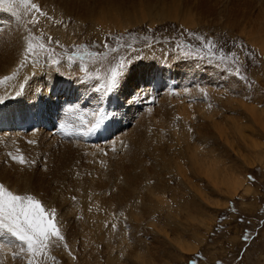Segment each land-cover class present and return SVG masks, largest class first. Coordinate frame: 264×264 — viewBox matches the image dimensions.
I'll list each match as a JSON object with an SVG mask.
<instances>
[{"label":"rangeland","instance_id":"rangeland-1","mask_svg":"<svg viewBox=\"0 0 264 264\" xmlns=\"http://www.w3.org/2000/svg\"><path fill=\"white\" fill-rule=\"evenodd\" d=\"M200 1L0 3L1 19L16 13L20 39L16 67L0 78V109L21 108L33 122L62 113L49 140L14 135L11 122L0 130V184L54 211L65 238H52L35 264H264V122H255L264 119V48L246 39L264 33V0H219L212 12ZM170 13L176 19L162 16ZM110 17L129 25L109 29ZM129 54L120 87L107 89L110 69ZM70 107L86 120L102 109L108 140L89 147ZM21 155L24 164L11 158ZM213 171L239 179L236 194L215 192L204 178ZM8 243L16 242L0 236V264H27Z\"/></svg>","mask_w":264,"mask_h":264},{"label":"snow or ice","instance_id":"snow-or-ice-1","mask_svg":"<svg viewBox=\"0 0 264 264\" xmlns=\"http://www.w3.org/2000/svg\"><path fill=\"white\" fill-rule=\"evenodd\" d=\"M0 3H3V0H0ZM32 8L39 12L35 4H32ZM13 15L15 16L16 13L13 12ZM39 15L43 16L44 13L39 12ZM197 39L201 38L197 37ZM207 46L211 47V41L207 42ZM39 47L43 49L44 45L41 44ZM121 47L130 50V52L135 51L131 44L122 45ZM105 48H110L112 53H119L118 48L111 47L107 43H105ZM26 51L29 55H38L31 44L27 46ZM100 55L106 57L104 53H100ZM48 60H51L52 64L60 63L59 60H53L51 56H48L45 62L47 63ZM131 60V54L127 57H121L115 63V66L110 69V75L107 79V89L111 90L120 87L127 70V65ZM81 71L87 70L81 68ZM237 75H239L238 69ZM4 79L8 80L11 77H5ZM2 102L0 101V103ZM74 114L79 126L84 129L83 132L77 133L80 135H89L96 131L105 122L107 116L102 109L98 108L92 114L93 118L86 120L87 114H76L75 107L66 109L65 115L69 122H71ZM11 158L20 164L26 162L22 155L19 157L12 156ZM55 218L54 211L51 216L47 215L40 201L35 200L32 196L14 195L0 184V236L11 237L16 242L15 244L8 243L7 245L13 248L12 254L14 258L24 253L27 257V264H35L37 256L43 257L47 254L46 249L54 243L52 238H56L57 240L65 239L60 235L59 228L54 222ZM17 248L19 249L18 251L16 250Z\"/></svg>","mask_w":264,"mask_h":264},{"label":"bare ground","instance_id":"bare-ground-1","mask_svg":"<svg viewBox=\"0 0 264 264\" xmlns=\"http://www.w3.org/2000/svg\"><path fill=\"white\" fill-rule=\"evenodd\" d=\"M113 1V0H112ZM258 1V0H257ZM128 2H131L132 3V0H128ZM127 2V3H128ZM219 2V0H201L200 1V9L202 10V8L203 9H206L208 12H212V11H214L213 10V8H214V3H218ZM241 2V1H240ZM135 3H136V1H135ZM133 5H134V3H132ZM145 4V3H144ZM240 4V3H239ZM1 5V4H0ZM138 5V4H137ZM136 5V6H137ZM219 5V4H218ZM230 6V5H229ZM232 6V5H231ZM238 5H236V7H237ZM145 7V6H144ZM218 7V6H217ZM246 7V6H245ZM135 8V7H134ZM147 8V7H146ZM231 7H229V9H230ZM241 8V7H240ZM260 8V7H259ZM259 8H257V9H259ZM7 9V8H6ZM234 9V8H233ZM141 10V9H140ZM235 10H240V9H235ZM235 10H233V11H235ZM242 10V9H241ZM111 11V10H110ZM115 10H113V11H111V13H113ZM203 11V10H202ZM231 11H232V9H231ZM233 11H232V13H233ZM229 12V11H228ZM241 12H243V10L241 11ZM232 13H231V15H232ZM253 13V12H252ZM106 14L107 15H109V12H106ZM165 14V13H164ZM207 14V13H206ZM257 14V13H256ZM106 15V17H108ZM172 14L170 13V15H162L163 17H172L173 19H176V16L175 17H173V16H171ZM228 15H230V14H228ZM230 15V16H231ZM244 15V14H243ZM113 16V15H112ZM245 16V15H244ZM249 16V15H248ZM254 15H251V17H253ZM129 17V16H128ZM128 17H124L125 19H124V21H121V22H115L114 21V19H113V17H110L109 19H106L105 20V18H104V20H105V22L107 23V22H110V27H108L109 29L112 27V26H115L116 28H118L119 30H125V28L129 25V24H126V22L128 21ZM232 17V16H231ZM231 17H229V18H231ZM256 17V16H255ZM3 18H7V20L5 21V20H2ZM250 18V17H249ZM249 18H247L248 20H249ZM2 19L0 18V78H2V76L3 75H5L6 74V72H10L11 70H13L15 67H16V63H15V57H14V50H15V45L16 44H18V45H20V39H19V34L18 33H16V30H15V28H14V21H13V15L11 14H9L8 12H4L3 13V17H2ZM82 18H80V20H81ZM84 19V18H83ZM101 19V18H100ZM241 19V18H240ZM247 19L245 20L246 22H247ZM256 19V18H255ZM9 20V22H7ZM243 20V19H242ZM117 21H119V20H117ZM152 22L154 21V20H151ZM185 21V20H184ZM227 22H229L228 21V18H227V20H226ZM225 21V22H226ZM251 21H253V20H250V23H251ZM255 21V20H254ZM257 21H259V20H256V22ZM101 22V21H100ZM226 22V26H230L229 25V23H227ZM239 22V21H238ZM184 23H187V22H184ZM248 23V22H247ZM247 23H245L246 25H248ZM253 23V22H252ZM258 23V22H257ZM260 23V22H259ZM260 24H262V23H260ZM240 25V24H239ZM254 25V24H253ZM249 26V25H248ZM250 26H252V25H250ZM259 26V25H258ZM230 27H232V26H230ZM242 27V26H241ZM247 28V27H246ZM17 29V28H16ZM253 29H255V28H253ZM245 30V29H244ZM246 31V30H245ZM252 32V31H251ZM250 32V37L248 36L246 39L248 40V41H250L251 42V44H253L254 46H256V47H260V48H264V33H262L261 31V33H258V34H255V33H251ZM249 34V33H248ZM261 37H263L262 38V40H260L261 39ZM264 50V49H263ZM140 69V68H139ZM143 71V70H142ZM160 72V71H159ZM12 74V73H11ZM10 74V75H11ZM9 75V76H10ZM139 76V75H138ZM5 77V76H4ZM48 80V79H47ZM133 82V81H132ZM131 82V83H132ZM8 83H9V81H8ZM134 83V82H133ZM35 84V83H34ZM153 84V83H152ZM133 87V86H132ZM36 89V88H35ZM34 90V89H33ZM86 95V94H85ZM234 104V103H233ZM13 116H15V114L13 115ZM255 119H257L256 117H254ZM11 120V118H10V116L8 117L7 116V121H10ZM14 120V119H13ZM259 121H255L258 125L260 124V122L261 123H263L264 122V119L263 120H260V119H258ZM141 121V120H140ZM11 122V121H10ZM12 124V123H11ZM3 125H6V122H4L3 123ZM234 125V124H233ZM9 127V126H8ZM239 127V126H238ZM260 127H263L262 125L260 126ZM263 129V128H262ZM38 133H39V131H38ZM41 135H43V137L44 138H46L47 140H49V134H46L44 131L42 132L41 131ZM1 134V133H0ZM143 134V133H142ZM13 136V135H12ZM138 136V135H137ZM140 138V137H139ZM45 140V139H44ZM46 141V140H45ZM51 141V140H50ZM139 140H137V142H138ZM42 143H43V141H42ZM43 145V144H42ZM70 147V146H69ZM69 149V148H68ZM211 151H212V149H211ZM54 152V151H53ZM194 152H195V150H194ZM196 153V152H195ZM209 153V152H208ZM207 153V154H208ZM59 154V153H58ZM68 154V153H67ZM53 155V154H52ZM55 155V154H54ZM53 155V156H54ZM196 156L198 155V154H195ZM194 155V153H193V155H191V157H193V164H192V166H194L193 167V169L196 171V172H198L199 170L201 171V169H199L198 171H197V167H196V161H197V159H195L196 157H194L195 156ZM206 155V154H205ZM211 155V154H210ZM78 156V155H77ZM208 156V155H207ZM55 157V156H54ZM53 157V158H54ZM66 157H67V155H66ZM55 158H57V157H55ZM64 158H65V156H64ZM123 158V157H122ZM207 158V157H206ZM58 159V158H57ZM63 159V158H62ZM190 159V158H189ZM205 159V158H204ZM69 160V159H68ZM191 160V159H190ZM55 161V160H54ZM53 161V162H54ZM57 161V160H56ZM164 161V160H163ZM62 162V161H61ZM60 162V163H61ZM128 162V161H127ZM203 162V161H202ZM206 162V161H205ZM190 163H191V161H190ZM54 164H56V163H54ZM198 164H199V162H198ZM197 164V165H198ZM205 164V163H204ZM207 164V163H206ZM65 166V165H64ZM67 166V165H66ZM14 167V166H13ZM53 167V166H52ZM129 167V166H128ZM97 168V167H96ZM130 168H132V167H130ZM179 168V167H178ZM183 168V167H182ZM191 168V167H190ZM134 169V168H133ZM122 171H124V170H122ZM126 171V170H125ZM124 171V172H125ZM182 171V170H181ZM226 171V170H225ZM230 171V170H229ZM73 172V171H72ZM123 172V173H124ZM127 172V171H126ZM149 172V171H148ZM179 172V171H178ZM195 172V173H196ZM129 173V172H128ZM190 173V172H189ZM202 173V172H201ZM215 171H213V172H211V173H209V174H205V176H204V178L205 179H207V181L209 182V184L214 188V190H215V192H217V193H221V192H226L227 194L229 193V194H231V195H234V194H236V192L240 189V187H241V182H239V179H236V178H234V177H232V175L231 174H229V172H224V173H222V174H219V175H216V176H214L215 174ZM53 174V173H52ZM141 174V173H140ZM214 174V175H213ZM41 175V174H40ZM191 175V174H190ZM202 175V174H201ZM50 176V175H49ZM129 176V175H128ZM127 176V177H128ZM137 176V175H136ZM141 176H142V174H141ZM126 177V176H125ZM129 177H131V176H129ZM128 177V178H129ZM139 177V176H138ZM119 178V177H118ZM13 180V179H12ZM128 180V179H127ZM126 180V181H127ZM40 182V181H39ZM42 182V181H41ZM126 184V183H125ZM125 184H123V185H125ZM129 184V183H128ZM127 184V185H128ZM126 186V185H125ZM63 187V186H62ZM128 187H130V186H128ZM196 188V187H195ZM131 189V188H130ZM100 190V189H99ZM129 191V190H128ZM126 192H127V190H126ZM151 192V191H150ZM130 193V192H129ZM129 193H127V194H129ZM152 193V192H151ZM155 195V194H154ZM202 196V195H201ZM200 195H199V197H201ZM230 196V195H229ZM63 197V196H62ZM203 197V199H207V197L206 196H202ZM151 201V200H150ZM153 204V203H152ZM151 206V205H150ZM179 247H181L180 246V244L178 245ZM181 248H184V247H181ZM189 247H185L184 248V250H186L188 253L190 252V248L188 249ZM194 250V249H193ZM192 251V250H191ZM193 253V252H192ZM109 262V261H108ZM129 264V263H128Z\"/></svg>","mask_w":264,"mask_h":264}]
</instances>
